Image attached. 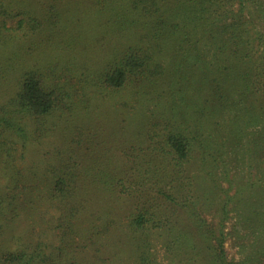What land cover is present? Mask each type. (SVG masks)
<instances>
[{"label":"trees","instance_id":"16d2710c","mask_svg":"<svg viewBox=\"0 0 264 264\" xmlns=\"http://www.w3.org/2000/svg\"><path fill=\"white\" fill-rule=\"evenodd\" d=\"M174 1H0V233L13 222L7 213L17 216L22 206L37 210L38 203L46 202L61 217L57 246L46 240L35 242L27 232L21 244L0 247V264H97L89 247H105L108 241L104 243L102 234L116 240L112 246L118 248L121 261L132 260L131 247L137 255L132 264H151L146 229L159 224L153 220L148 202L122 216L109 203L111 196L119 199L118 189L131 184L129 177L144 165L145 154H136L138 132L133 129V118L147 126L151 123L144 109L147 102H154L153 111L172 105L162 131L152 134L159 138L158 156L166 159L168 154L178 168L172 174H178L190 161L195 145L189 138H198L183 129L189 111L190 119L197 123L198 113L199 120L214 115L211 104L220 95L239 90L240 99H246L264 93V84L229 66L231 57H245L241 41L246 37L239 28L247 21L234 17L240 11L215 13L208 9L192 14L195 19L191 20L180 7L191 13L197 5L190 8L192 1L185 0L177 8ZM243 6L241 2L240 8ZM212 22L223 24L215 31ZM91 25L94 31H101L102 43L96 40L99 35L95 38ZM261 39L264 46V34ZM162 58H167L166 64ZM259 66L263 75L264 51ZM179 78L188 80L189 87ZM209 83H213L212 93L205 95ZM236 105H243V100ZM98 115L111 127L94 124L95 132L102 129L113 137L117 133L126 136L120 142L115 140L113 155L121 164L117 169L110 170L111 158L101 160L86 154L94 144L90 139L94 136L86 135L91 125L86 119ZM155 122L152 128L161 126L159 120ZM151 131L145 130L144 135ZM231 136L239 138L240 133L234 130ZM107 139L99 141L103 149L114 141ZM44 140L49 147L43 146ZM29 149L41 153L36 160L43 171L38 169L34 177L43 178L44 184L30 194V201L17 204L21 193L31 190L27 188L31 178L15 183L14 175L8 173ZM138 149L145 151L142 144ZM135 181L150 191L142 175L136 174ZM162 196L173 200L168 194ZM83 213L86 217L77 219ZM199 231H205L202 224H197Z\"/></svg>","mask_w":264,"mask_h":264},{"label":"rangeland","instance_id":"374dc122","mask_svg":"<svg viewBox=\"0 0 264 264\" xmlns=\"http://www.w3.org/2000/svg\"><path fill=\"white\" fill-rule=\"evenodd\" d=\"M172 1L174 0H167V3ZM191 1L190 8L197 5L193 12L189 13V10L180 7L182 14L190 15L191 20L195 19L193 17L195 15L192 14H203L208 9L215 13L231 10L235 14L240 11L234 17L247 21L245 26L239 28L244 30L243 34L247 40L241 41V50L245 57L242 60L238 59L239 61L231 57L229 66L237 68L239 74L242 72L250 74L252 80L264 84L262 66H259L264 51L261 39V35L264 34V25L262 26L264 0ZM181 2L185 0L175 2L177 8ZM241 2L244 4L243 8H240ZM217 21L224 20L217 19ZM212 23L215 31L223 24ZM94 28L91 25L95 38L99 35L96 40L102 43L101 31L98 28L94 31ZM85 30L89 33L88 28ZM161 60L167 63V58ZM182 81L179 78V82ZM190 84L188 80L183 81V85L187 88ZM209 84L211 86L204 92L205 95L212 93L213 83ZM252 85L257 87L256 84ZM240 94L239 90H234L220 95L217 102L211 104L214 115L199 120L198 113L197 123H194V119H190V111L187 113L183 129L187 130L186 133L190 137L198 136V138H189L195 145L191 150L190 161L183 165L182 172L178 174H172L174 167L167 158L168 154L166 159L158 156L159 138L153 137L152 134L154 131H162L167 119L170 118L172 105H169L167 110L153 111L154 102H147L144 109L147 117L151 119V123L147 126L139 121L140 118L135 117L138 120L133 118L135 122L133 129L138 132V139L133 137L136 140L134 142L137 146L136 154H145L144 165L137 168L140 172L136 170L129 177L131 184H127L124 190L118 189L119 199L111 196L113 198L109 203L117 209V216H122L124 212L134 209L144 201L148 202L149 212H154L153 220L159 224V227L149 226L146 229L150 239L148 252L151 264H264V96H262L264 93L248 96L246 99H240ZM240 100H243V105L237 106L236 103ZM157 120L161 122V126L152 128L151 124L157 123L155 122ZM86 121L91 124L86 135L89 133L90 136H94L90 138L94 144L90 145L86 154L99 156L101 160L111 158L113 166L110 170L117 169L121 164L113 155L116 148L115 140L120 142L121 138L126 136L117 133L113 137L102 129L95 132L94 124L97 126L100 124L104 129L111 127L105 126L109 121L101 115L93 120L88 118ZM145 130L152 131L144 135ZM234 130L239 131V138L231 136ZM103 138L114 141L112 143L107 141L106 149H103L99 144ZM46 142L43 141L45 148L49 147ZM141 144L145 148L143 152L138 149ZM39 151H42V148ZM27 152L29 153H24V156L16 161L14 168L12 164V172L8 173L14 175L15 183H20L21 180L29 182L26 176L31 178L30 183L27 184V188L31 190L23 191L24 193L17 198V204L25 200L30 201L29 198L32 197L30 194H36L44 184L43 178L38 180L34 177L38 174V169L43 171L40 160H36L41 153L30 149ZM119 158L125 163L123 155ZM174 169L178 171V168ZM4 171L7 173L10 169ZM136 174L144 177L150 191L139 186L135 181ZM159 190H162V193H159ZM162 194H168L173 200L164 198ZM91 198L95 197L91 196ZM179 203L186 206L183 208ZM37 206V210L25 206L19 207L15 213L17 216L7 213L8 217L13 218L11 220L13 222L0 233V247L4 249L13 247L15 242L21 244L27 232V236L35 239V242L46 240L52 242L54 246L58 245L56 236L57 226L61 220L60 213L46 202L40 205L38 203ZM189 210L191 213L188 212ZM85 217L86 213H83L77 219ZM197 224H202L205 231L197 232ZM102 236L106 237L104 243L108 241L105 247H89V253L96 257L97 264H132L133 256L137 258L135 251L130 247L132 260L127 257L121 261L122 255L119 254L118 248L112 246L116 240L111 236L107 237L106 234ZM119 240L124 238L120 236Z\"/></svg>","mask_w":264,"mask_h":264}]
</instances>
